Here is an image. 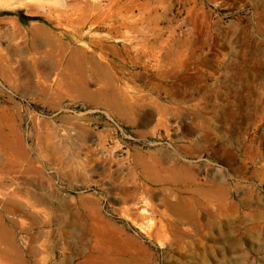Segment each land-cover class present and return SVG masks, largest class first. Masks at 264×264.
I'll use <instances>...</instances> for the list:
<instances>
[{"label":"rangeland","instance_id":"374dc122","mask_svg":"<svg viewBox=\"0 0 264 264\" xmlns=\"http://www.w3.org/2000/svg\"><path fill=\"white\" fill-rule=\"evenodd\" d=\"M0 264H264V0H0Z\"/></svg>","mask_w":264,"mask_h":264}]
</instances>
